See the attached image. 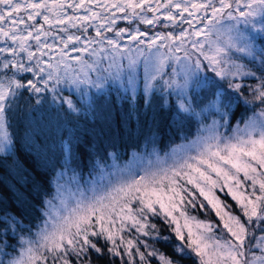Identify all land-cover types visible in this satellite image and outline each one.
Returning <instances> with one entry per match:
<instances>
[{
  "label": "snow or ice",
  "instance_id": "obj_1",
  "mask_svg": "<svg viewBox=\"0 0 264 264\" xmlns=\"http://www.w3.org/2000/svg\"><path fill=\"white\" fill-rule=\"evenodd\" d=\"M118 20L130 26L117 27ZM162 21L179 31L153 32ZM60 85L123 91L129 119L137 120L138 91L145 109L156 96L167 108V97L177 95V115H199L192 99L204 90L202 111L218 119L171 165L142 169L138 178L135 168L119 169V183L92 189L94 195L66 205L64 213H53L52 200L43 199L42 219L25 225L0 210V264H153V258L182 264L185 257L198 264H264V0H0V153L11 150L10 115L24 92L37 105L46 99L42 93H52V103L79 112ZM241 99L261 110L224 135L219 129L229 127ZM65 151L68 164L70 147ZM94 167L102 173L105 166L97 160ZM181 181L207 204L197 205ZM217 188L227 189L239 214ZM188 205L210 206L219 222L190 216ZM153 217L174 237L163 235ZM133 231L137 238H126ZM173 239L171 255L155 246ZM17 246V255L7 251Z\"/></svg>",
  "mask_w": 264,
  "mask_h": 264
},
{
  "label": "trees",
  "instance_id": "obj_2",
  "mask_svg": "<svg viewBox=\"0 0 264 264\" xmlns=\"http://www.w3.org/2000/svg\"><path fill=\"white\" fill-rule=\"evenodd\" d=\"M122 24L123 21L117 26ZM165 71L170 69L166 68ZM92 78L96 79L95 74H92ZM165 78L168 79L167 76ZM51 94L42 93L46 99L37 105L35 98L24 92L18 107L10 115L13 141L11 150L0 153V210L21 218L25 225H35L42 219L38 211L43 207L41 201L52 197L53 182L63 165H71L73 172H78L83 178L84 174L95 169L97 160L104 165L113 158L107 153H115L116 158L124 160L132 150H139L143 144L152 141L162 151L196 134L201 124L193 115H177L175 106L178 101L172 95L167 97V108L161 107L160 99L156 96L152 98L151 107L145 109L143 97L138 91L137 120L135 115L129 119L130 105L124 98L126 94L115 88L97 92L88 85H81L79 91L76 88L72 91L63 90L62 95L72 99L80 109L78 113H70L68 106H61L59 100L52 103ZM245 96L251 99L249 94L245 93ZM257 110H261L258 102L245 105L241 99L239 106L234 109L229 127ZM51 118L54 122H51ZM65 146L70 147L72 154V161L68 164L65 162ZM216 194L230 206L231 212L239 214V205L230 195L224 191L223 194L216 191ZM195 202L199 205L198 199ZM187 212L214 224L219 222L214 211L207 207L201 210L188 205ZM152 222L157 224L163 235L174 237L175 234L161 218L152 219ZM126 238L136 237L130 232ZM175 242L174 239L168 244L161 241L155 246L161 252L171 255L172 244ZM11 243L15 244V241ZM7 251L17 255L19 247L15 251L9 247ZM98 264H107V261L101 260ZM182 264L196 262L194 258L185 257Z\"/></svg>",
  "mask_w": 264,
  "mask_h": 264
},
{
  "label": "rangeland",
  "instance_id": "obj_3",
  "mask_svg": "<svg viewBox=\"0 0 264 264\" xmlns=\"http://www.w3.org/2000/svg\"><path fill=\"white\" fill-rule=\"evenodd\" d=\"M120 22L122 21L118 20L117 25L120 24ZM123 23L124 24L117 26V27H129L130 26L127 21H123ZM162 24L163 22L161 23V25L153 26L152 31L166 33L168 31L174 30L172 28H166L167 29L166 30L165 27L162 26ZM134 26L135 25H132V27ZM139 27L142 30H147L150 26L139 25ZM184 27H187V25H184ZM89 31L91 34L94 35V32H92L91 29ZM174 31H179V29H175ZM122 43H127V41H124ZM137 76H138V79H137L138 89L142 90L143 88V68L142 66L139 68ZM172 79L179 81L180 77L176 76V77H172ZM50 87H51V84H50ZM59 87H62L63 90L66 89L68 91H72L75 89L74 86L69 88L67 85H60ZM27 94L29 93L27 92ZM190 95L194 96V93H190ZM30 96L34 97V95H30ZM172 96L175 100L178 101L177 95H172ZM192 105H193L195 113H199V115L194 114L193 117H195V119L201 124L199 126L198 132L196 134L191 135V137L185 141H181L180 143L170 145L165 150H162V151H160L157 148L154 141L150 142L149 144H147L146 142L147 145L143 144V146L139 150H135V151L132 150L130 155L124 160H119L118 158H115V159L111 158L107 163L104 164L105 167L103 168L102 173L100 172V169L95 168L90 173L84 174L83 178L77 174L78 172L76 173L73 172L71 165H63L61 171H59L55 177V181L53 182L54 193L52 197L49 198L50 200H52V204L54 205L52 209L53 213H56V212L64 213L66 211V208H65L66 205L68 207H72L75 205V203L78 200L91 197L92 195H94V192L92 191V189L94 188H97L100 191H103L104 189H107L113 185H116L121 180V173L119 172V169L135 168L138 174L137 175V178H138L140 175H144V171L142 169H149V170L155 171L158 169L159 166L171 165L173 161L177 158V156L183 154L182 150L188 149L190 146L197 145V143L201 139V136L204 134L202 132V129H204L205 126L207 125H212L213 121L217 120L218 117L211 115L206 111H202V109L206 107V101L204 100V90L200 91V94L198 97L194 96V98L192 99ZM259 112L260 111L257 110L254 113L258 115ZM254 113H250L249 116H245L243 118L238 119L235 123H233V125H231L228 128H220L219 131L223 133L224 135H228L230 134L232 128L234 127L242 128L244 126L243 121L249 117H252ZM52 118L57 119L56 116H53ZM52 118H51V122H54ZM32 123L34 124L35 120L32 121ZM43 123L45 124L46 121H43ZM195 154H196V149L195 147H192V150L189 152V155H195ZM113 165H115V167H113ZM181 183L184 185V188L187 190V192L194 193L193 198L194 200L198 199V204H201L203 202L207 204V202L204 201L203 197L199 195L198 191L192 185H188L184 181H181ZM58 185H61L62 187H58ZM216 191H219L222 194H223V191L227 193V189H224L223 191H221L219 188H217L215 190V193ZM248 191H251V189L249 188ZM207 208L211 209L210 206ZM229 209H230V206H229ZM190 216H194V215H190ZM196 218L199 220H204L206 222H209L205 219H200L199 217H196ZM152 219L158 220V217H153ZM182 222L183 221L181 220V223ZM220 231L223 232L222 227L220 228ZM132 234H134V236L137 238L138 236L137 233L133 231ZM139 238L141 240H145L143 239V237H139ZM153 264H158V258H153ZM196 264H198V262H196Z\"/></svg>",
  "mask_w": 264,
  "mask_h": 264
}]
</instances>
